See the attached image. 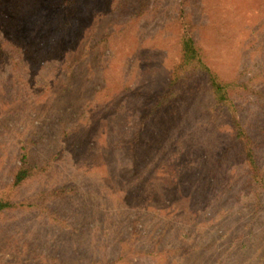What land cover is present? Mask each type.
Instances as JSON below:
<instances>
[{"label":"rangeland","instance_id":"obj_1","mask_svg":"<svg viewBox=\"0 0 264 264\" xmlns=\"http://www.w3.org/2000/svg\"><path fill=\"white\" fill-rule=\"evenodd\" d=\"M69 1L1 7L6 32L41 41L44 69L13 76L0 58V192L25 151L48 171L17 198L65 192L47 211L0 213V264H264V208L252 209L227 122L201 102L204 75L186 79L176 110L146 117L129 148L150 106L137 104L178 58V6L207 63L264 94V0ZM244 104L264 170V104Z\"/></svg>","mask_w":264,"mask_h":264},{"label":"trees","instance_id":"obj_2","mask_svg":"<svg viewBox=\"0 0 264 264\" xmlns=\"http://www.w3.org/2000/svg\"><path fill=\"white\" fill-rule=\"evenodd\" d=\"M5 1L0 0V15L1 7ZM186 1L183 0L182 2L185 4ZM75 3L76 0H70L67 5H74ZM178 7L177 17L180 22V32L177 40L178 58L172 64L167 82L161 92L151 93L147 90L144 94L147 99L137 104L145 107L144 104L147 106L149 105L148 102H150L149 108L146 107V111H142L141 114L137 115L138 123L130 136V151H136L140 129L144 125H150L154 122L152 120L147 122L145 118L151 114L164 113L167 107L171 110H176V100L181 95L182 85H187L186 79L192 73L204 75V82L198 86L199 91L205 97L201 102H204V106L207 105V110L220 116L223 119L222 121L225 120L227 122L232 138L230 143L235 146L233 148L237 149L235 150L238 157L241 158L242 163L247 167L246 185L251 195L252 209L260 211L264 208V170L260 168L257 160L256 144L250 131L251 128L242 114L245 111V101L247 103L249 98L252 97L259 106H262L264 104V94L255 89L250 81L241 82L237 79H225L207 63L203 50L198 45L191 31V22L184 7ZM70 16L67 13L66 17L57 23L56 29L63 31L68 28L73 20ZM7 24L8 20L0 17V58L4 61L6 58L8 73L13 74V76L27 75L30 73V64L37 65L38 71L41 73L44 69V66L40 65L43 53L41 41L28 43L16 32L15 36L14 33L12 35L10 31L6 32L5 27ZM59 65L56 67L58 71L60 70ZM56 69L53 68L52 70L56 72ZM188 90L191 92V86ZM137 108L140 110L139 106ZM136 112L138 113L139 111ZM176 113L174 112V114ZM48 165V162L39 163L35 160L32 161L30 154L26 151L23 152L19 158L18 165L12 172L10 182L7 185L8 189L2 191V193L0 192V213L4 212V210L22 206H34L44 211L50 210V207L46 205L47 201L62 196L65 192L64 189L47 188L48 190H40L35 193L36 197L33 198L19 199L16 196L19 189L30 180L46 174ZM129 242L130 239L126 240L125 244L127 245Z\"/></svg>","mask_w":264,"mask_h":264}]
</instances>
